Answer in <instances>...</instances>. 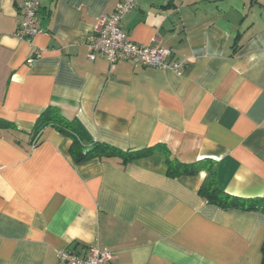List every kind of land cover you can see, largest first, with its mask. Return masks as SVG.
<instances>
[{"label":"crops","instance_id":"obj_1","mask_svg":"<svg viewBox=\"0 0 264 264\" xmlns=\"http://www.w3.org/2000/svg\"><path fill=\"white\" fill-rule=\"evenodd\" d=\"M25 0H0V264H62L98 248L116 264H261L264 213L199 194L207 172L170 177L166 154L77 163L72 138L39 115L58 107L84 142L161 143L215 162L230 194L264 197V0H137L122 26L172 49L171 68L88 58L86 40L121 0H41V32L16 36ZM33 58L32 63L28 60Z\"/></svg>","mask_w":264,"mask_h":264},{"label":"built area","instance_id":"obj_2","mask_svg":"<svg viewBox=\"0 0 264 264\" xmlns=\"http://www.w3.org/2000/svg\"><path fill=\"white\" fill-rule=\"evenodd\" d=\"M137 5V0H121L113 14L101 15L94 31L88 36L86 46L88 58L96 60L98 57L106 58L113 66L119 61L129 60L135 65L156 68H171L180 72L185 62L172 59V49L159 44H140L133 41L129 32L122 26L126 14ZM41 0H25L20 5L21 20L16 31V36L25 41H31L41 32L38 13ZM33 58L28 60L32 63ZM37 143H33V147ZM62 264H116L115 255L109 250L98 248L86 251L60 249L57 252Z\"/></svg>","mask_w":264,"mask_h":264},{"label":"trees","instance_id":"obj_3","mask_svg":"<svg viewBox=\"0 0 264 264\" xmlns=\"http://www.w3.org/2000/svg\"><path fill=\"white\" fill-rule=\"evenodd\" d=\"M52 125L61 133L72 138L70 153L77 162H84L92 158L108 159L120 157L123 162L149 156L156 150H162L167 158L168 175L178 177L182 175H196L200 170H205L207 175L199 188V194L210 204L223 209L238 208L246 210H261L264 213V197L245 198L228 193L219 186L217 168L210 158L199 159L194 162L184 163L171 155L166 145L156 143L153 146L139 150H122L105 142L86 144L83 138L82 128L74 121L66 117L56 106H49L37 118L35 128L32 131V144L38 143L42 129ZM0 126H12L9 121L0 119ZM262 262L264 264V243L261 248Z\"/></svg>","mask_w":264,"mask_h":264}]
</instances>
